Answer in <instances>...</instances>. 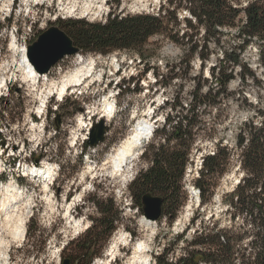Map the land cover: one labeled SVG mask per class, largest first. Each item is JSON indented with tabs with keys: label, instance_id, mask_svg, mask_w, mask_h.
Instances as JSON below:
<instances>
[{
	"label": "rangeland",
	"instance_id": "1",
	"mask_svg": "<svg viewBox=\"0 0 264 264\" xmlns=\"http://www.w3.org/2000/svg\"><path fill=\"white\" fill-rule=\"evenodd\" d=\"M234 1L241 7L247 2ZM160 6L169 11L176 8L175 28L184 31V20L191 16L184 9L182 0H172L170 5L169 0H0V79H6L0 97V200L5 197L3 190L9 186L15 188V196L19 195L13 210L8 215L0 214V264H62L64 259H71L72 264H100L118 234H123L127 242L119 246L111 264H125L134 245L141 239L146 243L144 264H154L153 256L163 250H168V260L180 256L183 243H175L174 239L183 234V240L189 241L201 227V222H217L222 227L228 225L221 198L232 192L242 177L237 157H233L231 165L217 179L212 199L204 206L200 207L192 182L198 176L203 157L212 154L218 140L232 149L241 124L251 118L257 123L264 119V86L252 83L242 86L236 76L228 84V92L234 93L233 97H224L216 109L199 110L200 129L212 128V133L210 138L201 132L197 134L183 180L187 200L174 220L161 216L152 221L151 229L146 228L144 215L131 206L127 186L140 169L149 166L141 155L154 140L155 130L162 128L167 116L173 122L175 111L170 106L173 98L177 97L185 114L195 85L201 84L204 93L211 82L208 69L222 59V53L240 43L234 29L221 32L219 45L208 44L211 55L201 77L199 60L194 59L173 79L172 68L179 63L183 49L157 36L151 39L153 45L147 48L154 56L153 62L145 67L139 58L128 52L107 56L79 52L60 60L35 86L22 80L19 69L22 52L36 41L40 32L57 26L58 20L72 18L99 22L109 12L121 16L158 14ZM170 24L173 26V18ZM241 59L261 77L260 55L255 44L246 47ZM79 63H91L95 79L89 78L74 91H67L61 102L50 97L43 117H39L36 109L41 95H45L50 83L59 82L79 68ZM204 79H209V83H204ZM120 85L130 91L118 94ZM243 98L252 107L246 105ZM105 100L115 106L113 117L105 122L108 126L106 135L97 146L86 144L82 150ZM140 120L153 124L152 135L143 142L140 155L120 177L104 164L110 152ZM33 125L40 129L31 130ZM17 161H20L18 167ZM26 165L35 170L46 166L54 170V179L49 181L48 188L50 202L43 196V180L25 176L21 171ZM75 198L77 200L73 201ZM70 203L73 205L67 212ZM99 206L112 208L118 222L114 223L115 229L109 236L102 234L98 241L91 239V250L80 254V247L100 217ZM195 216L197 219L192 224ZM19 220L24 221L22 240L11 236L15 232L13 226ZM73 220L82 225L80 230H74Z\"/></svg>",
	"mask_w": 264,
	"mask_h": 264
},
{
	"label": "trees",
	"instance_id": "2",
	"mask_svg": "<svg viewBox=\"0 0 264 264\" xmlns=\"http://www.w3.org/2000/svg\"><path fill=\"white\" fill-rule=\"evenodd\" d=\"M182 1L191 16V19L184 20L185 30L182 32L175 28L176 8L169 11L164 6H160L158 14L121 16L109 12L99 22L72 18L57 21V27L83 55L107 56L114 52H128L139 58L145 67L154 59L147 50L153 45L150 42L152 38L159 36L179 45L183 56L172 68L175 73L173 79L194 59L199 60L201 77L211 55L208 44L219 45L223 30H235L240 43L222 53V59L208 69L211 82L204 93L201 84L195 85L185 114L177 97L173 98L170 104L175 111L173 122L167 116L162 128L155 130L154 140L141 155L150 164L145 170L140 169L127 186L132 207L143 214L142 197L145 194L160 197L161 216H167L171 221L187 200L183 180L197 134L201 132L204 137H211L212 128L204 130L199 127V110L216 109L224 97H233L234 93L228 92V84L236 76L242 86L249 83L264 86V0H247L244 7L234 0ZM172 18L173 26L170 24ZM251 44L259 50L261 77L241 59L243 51ZM209 79H204V83H209ZM121 87L118 94L130 91ZM242 101L252 107L246 99ZM84 144L82 150L86 148L87 143ZM234 156L238 159L242 177L232 192L221 198L228 225L222 227L217 222H201V227L189 241L183 240V234L174 239L175 243H183L180 256L168 260V250H163V253L153 256L154 264H264V119L257 123L251 118L241 124L232 149L218 140L212 154L203 157L198 176L192 182L193 187L199 192L200 207L204 206L212 199L217 179L231 165ZM98 210L100 217L80 247V254L89 252L91 239L98 241L102 234L109 236L115 229L114 223L118 222L112 208L99 206ZM196 219L195 216L191 223L194 224ZM93 255L90 254V258Z\"/></svg>",
	"mask_w": 264,
	"mask_h": 264
},
{
	"label": "bare ground",
	"instance_id": "3",
	"mask_svg": "<svg viewBox=\"0 0 264 264\" xmlns=\"http://www.w3.org/2000/svg\"><path fill=\"white\" fill-rule=\"evenodd\" d=\"M69 11V10H68ZM22 52V60L20 64V71L23 75L22 80L27 83H35L40 82V80L45 78L46 75H39L37 74L34 69L32 68L31 64L29 63L26 52ZM80 67L75 69L71 74L67 75L63 79H61L57 83H50L48 86V90L46 91L45 95H41V99L39 101V105L36 109V113L39 117H43V114L46 109V105L48 103V99L50 97H56L57 102H61L64 97L67 95V91L72 89L73 91L82 86L85 83V80L91 78L95 79L93 66L91 63H79ZM100 75V74H99ZM96 76V75H95ZM47 85V84H46ZM45 85V86H46ZM35 86V85H34ZM6 87V79H0V97L2 96V90ZM99 117L98 119L105 120V122H109L110 119L113 117L115 113V106L112 103L107 102L106 100L102 103L101 107L99 108ZM90 113V112H89ZM94 113V112H93ZM31 130L34 128L39 130L40 128L37 126H31ZM153 132V124L147 120H140L138 121L132 128L131 132L110 152L107 157V160L104 164V167L110 168V172L117 174L118 176L122 177L126 170H128L131 163L140 155V148L145 140L150 138ZM200 162V166L201 167ZM25 176L33 177L34 179H42L43 183V196L46 197L47 201H49L48 196V188H49V181L53 180V173L54 170L50 166H46L45 168H40L39 170H35L34 168H27L25 171ZM199 172V171H198ZM108 174V173H107ZM116 176V175H115ZM5 197L0 200V214H7L13 210L15 207L17 200L19 199V195L15 196V188L9 186L5 190ZM15 196V197H14ZM29 197V196H28ZM28 200V199H27ZM77 200L75 198L73 201ZM73 203V202H72ZM70 203L66 210L67 212L70 211L71 206L73 205ZM70 214V212H69ZM68 214V215H69ZM1 218V217H0ZM22 220V219H21ZM19 220L18 223L14 224V231L11 234L12 238L22 240L24 236V221ZM24 220V219H23ZM69 221V220H68ZM14 223V222H13ZM72 223V222H71ZM73 228L74 230L78 231L81 228V224L75 220H73ZM146 228H150L152 226V221L146 220L144 223ZM127 242L125 236L123 234H118L111 243L107 254L104 259L101 260L100 264H111L112 258L116 257L117 252L119 251V246L125 245ZM145 241L143 239L137 241V243L133 247L132 255L127 259L125 264H144V253H145Z\"/></svg>",
	"mask_w": 264,
	"mask_h": 264
},
{
	"label": "water",
	"instance_id": "4",
	"mask_svg": "<svg viewBox=\"0 0 264 264\" xmlns=\"http://www.w3.org/2000/svg\"><path fill=\"white\" fill-rule=\"evenodd\" d=\"M80 51L72 40L57 26H50L42 31L35 42L26 48V56L34 71L46 75L63 58L78 54ZM87 138V144L95 147L103 141L108 126L102 119L93 121ZM142 212L149 221H157L161 217L162 198L145 194L142 197ZM62 264H71L64 259Z\"/></svg>",
	"mask_w": 264,
	"mask_h": 264
},
{
	"label": "flooded vegetation",
	"instance_id": "5",
	"mask_svg": "<svg viewBox=\"0 0 264 264\" xmlns=\"http://www.w3.org/2000/svg\"><path fill=\"white\" fill-rule=\"evenodd\" d=\"M86 240H87V239H86ZM90 246H91V248H92V242L90 243ZM90 250H91V249H90ZM90 250H89V251H90ZM70 261H71V259H70ZM77 261H78V259H77ZM71 264H72V261H71Z\"/></svg>",
	"mask_w": 264,
	"mask_h": 264
}]
</instances>
